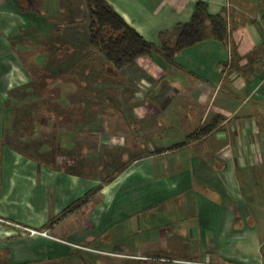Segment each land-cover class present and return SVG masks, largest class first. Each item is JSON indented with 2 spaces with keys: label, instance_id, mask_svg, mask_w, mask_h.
Returning a JSON list of instances; mask_svg holds the SVG:
<instances>
[{
  "label": "crops",
  "instance_id": "obj_1",
  "mask_svg": "<svg viewBox=\"0 0 264 264\" xmlns=\"http://www.w3.org/2000/svg\"><path fill=\"white\" fill-rule=\"evenodd\" d=\"M196 1L107 0L154 44L160 31L189 20ZM201 1L209 14L230 15L227 42L207 38L178 51L172 64L156 53L138 57L133 65L150 74L137 91L146 89L143 99L156 88L180 95L158 100L167 122L158 138L174 140L161 148L221 120L157 158L129 161L123 171L138 175L121 180V191L118 177L102 183L85 168L12 145L6 108L32 76L18 46L25 11L18 0H0V264H264V0ZM173 215L190 218L197 243L176 231L179 244L160 242ZM182 248L195 253H152Z\"/></svg>",
  "mask_w": 264,
  "mask_h": 264
},
{
  "label": "rangeland",
  "instance_id": "obj_2",
  "mask_svg": "<svg viewBox=\"0 0 264 264\" xmlns=\"http://www.w3.org/2000/svg\"><path fill=\"white\" fill-rule=\"evenodd\" d=\"M18 1L25 11L19 53L32 81L28 87L12 92L6 108V127L12 145L71 168H85L86 173L95 174L102 183L118 177L116 184L123 186L117 189L124 190L125 183L121 182L138 175L136 171H123L129 161L147 155L158 157L157 154L171 148L160 147L174 140L158 138V125L167 124L159 115L165 107L158 100L180 95L171 89L163 96L156 88L143 99L146 89L137 90L146 88L150 72L133 64L118 71L111 68L103 54L88 44L89 18L83 0ZM228 28L232 31L231 23ZM233 36L232 48L236 42ZM147 115L152 118L143 122ZM220 120L213 122L214 127ZM210 123L201 124L183 144L209 133L213 128L203 134L200 130ZM118 205H113L109 213L115 212ZM167 221L171 225H166L161 243L179 244L177 235H173L175 231L197 243L198 238L191 234L189 217L173 215ZM152 253L183 256L195 252L182 248L155 249Z\"/></svg>",
  "mask_w": 264,
  "mask_h": 264
},
{
  "label": "trees",
  "instance_id": "obj_3",
  "mask_svg": "<svg viewBox=\"0 0 264 264\" xmlns=\"http://www.w3.org/2000/svg\"><path fill=\"white\" fill-rule=\"evenodd\" d=\"M83 2L89 18L88 44L99 50L110 67L116 71L126 65L134 64L138 57L152 53L160 55L166 62L172 64L174 55L181 49L207 38L227 42L230 35L228 31L230 15L227 18L225 10L218 14H209L206 3L201 0L195 2L187 22L177 23L170 30L160 31L157 44L144 39L125 22L107 0H83ZM213 122L205 128L202 127L200 133L209 132L214 127ZM193 135L195 133L189 134L187 138L190 139ZM182 144H173L170 149ZM42 161H45V158Z\"/></svg>",
  "mask_w": 264,
  "mask_h": 264
},
{
  "label": "built area",
  "instance_id": "obj_4",
  "mask_svg": "<svg viewBox=\"0 0 264 264\" xmlns=\"http://www.w3.org/2000/svg\"><path fill=\"white\" fill-rule=\"evenodd\" d=\"M17 226L20 227V228H22L23 230L26 229L27 231H29L30 234H41V235L53 237L54 239H58V238H55L54 236H51L46 230L35 229V228H26L25 226H21V225H17ZM79 247H82V246H79ZM96 251H100V250H96Z\"/></svg>",
  "mask_w": 264,
  "mask_h": 264
}]
</instances>
